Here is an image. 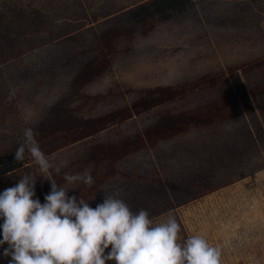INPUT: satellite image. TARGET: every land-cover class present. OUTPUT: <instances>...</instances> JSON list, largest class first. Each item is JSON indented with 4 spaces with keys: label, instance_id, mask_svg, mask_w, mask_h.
Listing matches in <instances>:
<instances>
[{
    "label": "rangeland",
    "instance_id": "obj_1",
    "mask_svg": "<svg viewBox=\"0 0 264 264\" xmlns=\"http://www.w3.org/2000/svg\"><path fill=\"white\" fill-rule=\"evenodd\" d=\"M153 1L0 0V160L31 128L52 165L41 176L25 143L0 193L26 174L92 208L122 189L222 264H264V0H192L135 24ZM85 169L91 187L63 179Z\"/></svg>",
    "mask_w": 264,
    "mask_h": 264
},
{
    "label": "clouds",
    "instance_id": "obj_2",
    "mask_svg": "<svg viewBox=\"0 0 264 264\" xmlns=\"http://www.w3.org/2000/svg\"><path fill=\"white\" fill-rule=\"evenodd\" d=\"M24 137L16 159H23L27 143L46 178L52 165L33 142L31 128ZM36 179L26 174L0 193V248L8 246L3 255L11 257L9 264H222L219 246L200 234L181 242V225L171 212L164 222L154 224L146 210L133 213L119 198L122 189L105 193L103 203L92 208L82 196L69 197L68 189L49 179L51 192L41 204L35 198ZM63 179L70 185L94 183L87 169Z\"/></svg>",
    "mask_w": 264,
    "mask_h": 264
},
{
    "label": "trees",
    "instance_id": "obj_3",
    "mask_svg": "<svg viewBox=\"0 0 264 264\" xmlns=\"http://www.w3.org/2000/svg\"><path fill=\"white\" fill-rule=\"evenodd\" d=\"M192 0H154L147 6H140L132 13V19L135 24L142 23L144 20L156 15L159 18L167 19L171 15L179 14L185 11ZM19 147H15L12 152L5 157L4 160H0V176L5 174L16 176L23 168V164L19 163L16 159V151ZM18 180V179H17ZM36 197L41 203H45V196L50 193V186L46 181L42 179H36L35 186ZM0 236H2V230H0ZM11 257H9V260Z\"/></svg>",
    "mask_w": 264,
    "mask_h": 264
}]
</instances>
